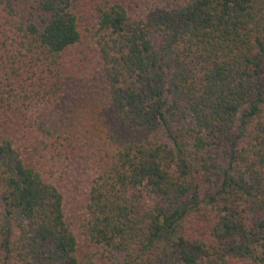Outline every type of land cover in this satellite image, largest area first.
<instances>
[{
  "label": "trees",
  "instance_id": "obj_1",
  "mask_svg": "<svg viewBox=\"0 0 264 264\" xmlns=\"http://www.w3.org/2000/svg\"><path fill=\"white\" fill-rule=\"evenodd\" d=\"M0 264H264V0H0Z\"/></svg>",
  "mask_w": 264,
  "mask_h": 264
}]
</instances>
